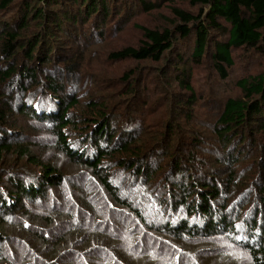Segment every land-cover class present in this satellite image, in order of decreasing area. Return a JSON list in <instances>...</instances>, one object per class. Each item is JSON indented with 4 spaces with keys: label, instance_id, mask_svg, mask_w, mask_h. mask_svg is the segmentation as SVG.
<instances>
[{
    "label": "trees",
    "instance_id": "1",
    "mask_svg": "<svg viewBox=\"0 0 264 264\" xmlns=\"http://www.w3.org/2000/svg\"><path fill=\"white\" fill-rule=\"evenodd\" d=\"M132 10L159 18L146 26ZM128 24L138 41L104 59L162 62L148 68L174 72L186 93L161 87L164 120L138 129L92 96L84 125L65 77L91 66L66 42L94 44ZM233 49L247 50L245 59L264 53V0H0V264H198L194 251L264 264V71L236 81L243 95L225 99L207 129L192 119L196 92L178 69L186 53L191 66L206 58L225 79ZM148 68L122 74L126 96L140 94ZM148 80L159 88L160 77ZM27 113L38 127L50 123L43 144L15 134ZM62 161L85 182L65 175ZM89 217L110 221L116 235ZM199 238L209 246L189 250ZM216 240L223 250L213 255Z\"/></svg>",
    "mask_w": 264,
    "mask_h": 264
},
{
    "label": "rangeland",
    "instance_id": "2",
    "mask_svg": "<svg viewBox=\"0 0 264 264\" xmlns=\"http://www.w3.org/2000/svg\"><path fill=\"white\" fill-rule=\"evenodd\" d=\"M159 11L160 10L141 13L139 11L132 10L134 18L131 20H134L135 22L141 23L146 26H154L156 24L155 22L159 18L157 15ZM110 29L113 28L110 27ZM60 38L61 39L59 41L63 42L64 40H67L68 37L65 38L61 36ZM139 38V30L135 27H131L130 24H128L122 30H119L114 36H112V34H109L101 41L94 44H87L85 40H79L80 43H73L71 41L66 42V46H69L71 50L70 53L81 52L82 50H84L86 52V59H88L91 66V71L88 67H83L80 71H78V73L75 72L74 74H69V76L66 75L65 77L67 78V84L71 86V94H77L78 99L81 102L80 105H78L74 110V113L76 115H82L84 125L88 123L84 120H91L92 116L94 115L88 108H84L82 103H86L92 96L94 101L98 103L106 102L107 100L108 102L111 101L109 102V106L107 109L108 113L113 112V117H116L117 120L119 117L118 115H122L121 119L123 120H129L130 118H133V124L135 125V128L138 129L141 126L139 124L140 120L143 121L145 119L144 122L150 123V126L157 120H164L165 115L162 113L163 103H161L163 102V99L158 98L159 94H161L162 91L161 87L168 88L170 92L176 91L182 92L184 94L186 93L184 89H180L179 85L174 82V72L168 73L166 76L162 72V75H159L157 73L158 67L162 62L157 63V65H152L148 62L139 63L133 60L114 62L104 59L106 51L123 45L135 44ZM89 46H92L91 48H95V51L92 52V49H90ZM246 51L247 50L240 49L232 50L234 63L228 69L229 75L225 79H222L217 75V73L212 68L211 62L206 58H204L203 62L199 65L194 64L193 66H191V61L190 59H188L186 53H181V66H179L178 69L180 71H183V73H185L186 70L184 77L188 75V81L191 84L192 88L195 90L197 97L195 108L193 110V116L191 115L193 117L192 119L198 121L207 129L211 127L213 122L218 117L225 99H227L228 97H239L243 95V92H241L237 87L236 81L249 74H258L264 71V53H252L245 59L243 54ZM148 67H154L157 72H155L154 69ZM144 68H148V71L144 73L141 78L140 94L129 98V95L126 96L125 93H123V85L121 84L122 74L129 69H137V73L138 69H140L141 71ZM96 75L101 78V80L103 81L102 83L101 81L91 83L92 78ZM157 76L161 78V83L158 89L155 86L151 85L148 80L149 78ZM86 83L91 84L92 88H89L87 90ZM146 93H148V95ZM51 107H53L52 104H50V108ZM140 112L142 113L139 114ZM177 113L185 115V113L187 112L184 111L183 108H181V110ZM18 118L22 123V127H19L20 129H16L15 134L19 131H24L23 134L28 135V140H34L35 142H39L41 144H43V142H46V139L49 138L48 133L50 134L49 128H51L50 123H48L47 125L48 129H45L42 126L38 127L37 124L34 123L35 119L31 117L29 113H27V115L25 116L20 115L18 116ZM169 119L173 120L174 115H172ZM112 122L114 123V121ZM209 146L210 144L206 145V147ZM52 156L53 155L51 154L50 158H52ZM244 164L245 163L241 164V166H243ZM61 167L65 172V175H72L73 179L80 175L83 183L85 182V177L83 178V175L79 174L78 170H73L70 163L62 161ZM241 169L243 170V167H241ZM97 200L101 199L98 198ZM55 204L56 206H58L60 202L56 200ZM79 204V208L77 209L75 207L72 212L78 210L79 213L81 209V203ZM48 206L49 202H47L44 208ZM37 208L44 209L40 206H38ZM88 215L90 214L88 213ZM109 218L113 221L111 217ZM86 221L87 223L94 222V227L98 228L96 230L102 231L104 235L108 237V239H111L114 235H116L117 231H115L114 234V230L109 227L110 221H107V223L104 219L94 220V218L91 217H89ZM60 230L61 229L59 227L54 233L57 235ZM197 240H199L200 242L196 244L194 248H188L189 250H197L195 249V247H204L206 244L209 246V242H206L201 238ZM221 243L222 241L220 240L214 241V247L216 249L214 250V247L211 249V253L213 255L217 251L223 250L220 247ZM160 250H164V247L160 248ZM199 251H201L203 254H205L206 252V250ZM193 254L198 260V264H224L223 257L221 255H217L215 257V260L212 262L211 258L205 260V256H203L202 260V258L200 257L202 255H200L198 251H194ZM217 260H219V262ZM234 264L238 263L234 262Z\"/></svg>",
    "mask_w": 264,
    "mask_h": 264
}]
</instances>
